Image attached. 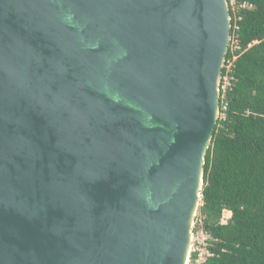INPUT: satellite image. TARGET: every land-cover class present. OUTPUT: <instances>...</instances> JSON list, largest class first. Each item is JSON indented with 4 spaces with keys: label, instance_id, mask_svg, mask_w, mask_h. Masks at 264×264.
<instances>
[{
    "label": "water",
    "instance_id": "water-1",
    "mask_svg": "<svg viewBox=\"0 0 264 264\" xmlns=\"http://www.w3.org/2000/svg\"><path fill=\"white\" fill-rule=\"evenodd\" d=\"M228 0H0V264H186Z\"/></svg>",
    "mask_w": 264,
    "mask_h": 264
},
{
    "label": "trees",
    "instance_id": "trees-1",
    "mask_svg": "<svg viewBox=\"0 0 264 264\" xmlns=\"http://www.w3.org/2000/svg\"><path fill=\"white\" fill-rule=\"evenodd\" d=\"M237 1L253 9H242L239 21L230 10L242 53L222 71L231 80L221 91L225 119L205 159L200 214L211 256L204 264H264V0ZM224 211L232 213L226 225Z\"/></svg>",
    "mask_w": 264,
    "mask_h": 264
},
{
    "label": "built area",
    "instance_id": "built-area-1",
    "mask_svg": "<svg viewBox=\"0 0 264 264\" xmlns=\"http://www.w3.org/2000/svg\"><path fill=\"white\" fill-rule=\"evenodd\" d=\"M228 3H229V12L232 9V12L234 14V17H235V20L236 21H239V20L242 19L240 17V11L242 9H253V5H249L247 3L238 5V1L237 0H228ZM233 29H234V32L232 33V30ZM238 30H239V27L237 25V22L235 23V26H233L232 25V17H231V30H230V42H229V47H228V53L231 52L233 58H232L231 61L228 62V64H227V62H225V65H224V68H226L229 72L231 71L234 63L237 61V59L240 57V55L242 53V47H241L240 42H239V36L236 33ZM230 85H231L230 78L228 76H226L224 78L222 77V81H221L220 88H221V91H223V97L225 96L226 91L230 87ZM220 98H221V95H220ZM199 224L200 223L198 222L197 223V226H199ZM196 231L193 233V242H192V244L193 243L195 244V247L197 245V243H196V237H195L196 236L195 233H197ZM201 234L204 237V242L210 241L211 238L209 237V235H207L205 233L204 229H203V232ZM192 250H193V248H192ZM196 252H197L196 250L192 251L189 264L192 263V261H191L192 257H194V261H196V259L198 258V254ZM210 256H211V253L209 252V257Z\"/></svg>",
    "mask_w": 264,
    "mask_h": 264
},
{
    "label": "rangeland",
    "instance_id": "rangeland-1",
    "mask_svg": "<svg viewBox=\"0 0 264 264\" xmlns=\"http://www.w3.org/2000/svg\"><path fill=\"white\" fill-rule=\"evenodd\" d=\"M225 109V108H224ZM222 119H225V115L222 113V108H221V104H220V115H219V118H218V122L220 121V120H222ZM217 122V123H218ZM231 217V213H224L223 214V219H224V221L223 222H225V223H227L229 220V218ZM200 223L199 224V226H197V223ZM198 227V228H197ZM195 229L197 230L196 232L197 233H195L196 234V243H197V245H196V247H195V244L193 243L192 245H191V250H192V248H193V250L192 251H194V250H196L197 252V254H198V258L196 259V261H193L194 259H193V257H192V259H191V261H192V263H190V264H204L205 263V261H206V259H207V257H209V252H210V250L208 251L207 249L209 248V242L210 241H206V242H204V237L202 236V232H203V222H202V217H201V214L198 212L197 213V216H196V219H195V227H194V232H195ZM192 242H193V240H192ZM192 253V252H191ZM191 257V256H190ZM189 262H190V258H189Z\"/></svg>",
    "mask_w": 264,
    "mask_h": 264
},
{
    "label": "clouds",
    "instance_id": "clouds-1",
    "mask_svg": "<svg viewBox=\"0 0 264 264\" xmlns=\"http://www.w3.org/2000/svg\"><path fill=\"white\" fill-rule=\"evenodd\" d=\"M227 55H228V54H227ZM223 69H224V68H223ZM220 100H221V98H220ZM201 206H202V202L200 203V206H199V210H198L199 213H200V207H201ZM225 212H226V213H231L230 211H224V213H225ZM224 213H223V214H224ZM231 218H232V213H231V217H230L228 220L230 221ZM223 221H224V219H222V224H225V225L228 224V222H229V221H228L227 223H225V222H223ZM193 233H194V230H193Z\"/></svg>",
    "mask_w": 264,
    "mask_h": 264
},
{
    "label": "bare ground",
    "instance_id": "bare-ground-1",
    "mask_svg": "<svg viewBox=\"0 0 264 264\" xmlns=\"http://www.w3.org/2000/svg\"><path fill=\"white\" fill-rule=\"evenodd\" d=\"M192 240H193V236H192ZM191 252H192L191 247H189V254H188V259L186 261V264H189V258L191 256Z\"/></svg>",
    "mask_w": 264,
    "mask_h": 264
}]
</instances>
